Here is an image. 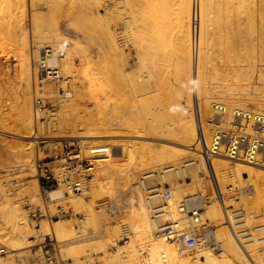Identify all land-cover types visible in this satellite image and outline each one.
Here are the masks:
<instances>
[{
	"label": "rangeland",
	"instance_id": "obj_1",
	"mask_svg": "<svg viewBox=\"0 0 264 264\" xmlns=\"http://www.w3.org/2000/svg\"><path fill=\"white\" fill-rule=\"evenodd\" d=\"M220 1L205 0L202 4V0H26V6L22 7L23 0H0V145L4 144L8 149L6 154L0 153L3 157V161L0 159V181L12 201L17 200L21 214L16 213L13 219H9L8 214L4 213L10 207L4 210L7 205L2 204L3 200L0 198V247L5 248V253L0 254V259L3 264H28V260L29 264H36L42 257L46 233L57 251L58 264L174 263L169 246L156 244V239L144 241L138 237L134 228L141 196L145 203L140 179L144 172L152 171L151 166L147 164L148 159L157 152V148L150 144H159L161 141L163 145H176L152 133L157 130L158 123L173 118L179 103H183L187 109H195L200 83L204 90L216 86L218 88L224 85L220 78L235 75L236 72L229 70L230 67L235 71L239 70L240 75H245V72L252 75L247 72L250 67L264 68V0ZM220 4L224 5V8ZM250 6L255 15L253 11L247 10H252ZM21 24L28 35V44L24 47ZM57 31L62 33L66 40H56ZM45 37H51L52 42L42 44ZM237 40L238 44L235 43ZM243 40L250 41L249 45L245 41L247 47ZM110 42L116 44L117 56H114ZM46 44L57 45L56 47L66 52L63 69L66 74L72 76V91L78 84L85 86L81 89L84 91H80L82 103L64 119L62 126L57 125L60 107L52 85H47L44 92L52 91L55 99L42 95V91L35 93L36 75L32 66V52L33 49ZM199 45L203 48V54L201 52L200 55ZM215 47L217 50L222 47V52L218 53L216 50V55ZM23 51L30 61V114L35 156L38 157L39 149L42 148H39L41 138L52 140L54 138L47 137L68 136L75 137L66 139L79 142L84 155L92 160L90 176L82 193L71 195V192L67 193L61 187L65 194L76 197V201L66 198L52 201L47 195L50 200L47 201L50 214L56 213L58 206L68 211L66 216L58 217L53 222L47 217L38 221L30 219L32 206L43 207V193L40 190L41 201L30 198V195L22 190L28 186L27 183L37 179V170L35 174L31 171H21L19 174L11 171L19 167L15 157L21 145L27 143L21 140L26 135L24 113L28 110L21 103L24 100L22 76L28 67ZM116 60L118 64H123L127 72H124V77L119 76L118 84L113 81L112 84L109 83L113 79L110 77L112 75H108V68ZM260 60H263L262 66L256 64ZM241 67L245 72L240 71ZM104 69H107V74ZM159 70L163 72L161 75H157ZM38 98L44 101L42 108L37 107L36 114L34 100ZM205 117L209 116L205 115L203 120ZM129 121L132 126L135 123L136 127L141 123L138 128H143L144 125L146 136L132 128ZM117 122L123 125L118 126ZM127 122L129 123L126 124ZM136 134L142 137H135ZM57 140L56 138L55 141ZM194 155L198 156L195 153ZM7 158L10 160L6 161ZM213 162L214 159L212 164ZM237 163L239 162L231 161L229 164L233 169ZM133 169L134 177L128 180L127 176ZM213 169L220 191L228 196L226 205L240 206L248 213L262 215L260 219L248 218L249 226L264 224L263 212L253 185L248 186L242 178L241 185L231 179L229 183H223L221 172H217L214 165ZM194 170L196 171L191 173H195L194 178L197 176V180L190 176V180L185 182L173 176L169 182L173 191V199L170 201V207L173 209L169 217L174 221H186L188 226L195 224L194 220L190 218V214L179 210L185 197L210 195L214 198V181L211 183L206 175H200L197 169ZM157 171L156 169L155 172ZM102 176L112 181L109 188L100 189L98 180ZM235 192L240 198L238 203L229 199L233 197L231 193ZM216 203L218 202L214 199L211 205H206L209 203L203 200V208L199 214L202 215L200 218L202 217L203 222L215 229L217 240L224 245V252L215 253L205 244L199 249L195 247L191 252H187L186 256L197 260L194 264H204L202 262L206 261L205 254L208 250L217 259H222L232 252L235 264H264V243L248 247L252 258L248 257L244 250L234 244L233 234L223 220L231 232L229 241L234 250L228 248L229 245L220 232L218 217L208 212ZM219 205L223 215V206ZM222 218L224 219V216ZM57 221L62 222L65 230H52V224ZM17 222L26 225L28 238L33 240L35 245L29 250L28 256L20 254L8 257V233ZM44 226H48L50 230L44 231ZM254 235L258 238L262 234L256 231ZM149 242L151 244H146ZM172 244L176 256L181 257L179 247L175 243ZM4 258L10 261L6 262Z\"/></svg>",
	"mask_w": 264,
	"mask_h": 264
},
{
	"label": "built area",
	"instance_id": "obj_2",
	"mask_svg": "<svg viewBox=\"0 0 264 264\" xmlns=\"http://www.w3.org/2000/svg\"><path fill=\"white\" fill-rule=\"evenodd\" d=\"M64 57V50L52 45H43L41 48L33 49L32 52L33 71L36 73L39 86L52 85L58 103L72 95V77L65 74L61 66ZM42 102L40 98L34 100L35 108H42ZM51 108L55 109V107ZM195 115L197 135L190 147L198 157L182 163V168L189 170L191 167H198L200 175H206L211 183L214 181L215 186L212 184V192L214 199L223 206L224 221L240 248L252 258L248 247L254 243L255 239H264V225L258 224L251 227L247 221L252 217L260 219L262 215L248 213L240 206L226 205L225 199L228 196L221 193L218 187L212 161L215 158H222L264 168V111L229 107L223 102H214L209 117L202 119L198 104L195 105ZM39 141V148H42L39 149L40 156L37 159V180L44 202L43 207L32 206L29 215L33 221H38L42 217L53 221L58 217L66 216L68 211L58 206L57 212L50 214L47 207L48 191L64 187L67 192L82 193L90 176L89 168L92 160L84 155L79 142L64 139L58 145L55 141L50 143L43 138ZM148 177L152 178L148 179ZM178 180L186 182L190 180V176L178 178ZM140 185L151 219L155 223L154 234L157 237L175 242L186 252H191L200 243L208 245L215 253L224 252V245L215 237L213 228L200 218L199 211L203 208V200L210 203L209 196L203 200L199 196L187 197L181 202L179 210L190 214V218L195 223L187 229L169 217V201L173 195L169 182H164L159 178V173L154 172V174L143 175ZM231 194L233 197L229 199L238 203L240 198L236 192ZM256 231L262 234L258 238L254 235ZM45 239L42 257L36 264H58V254L51 243V238ZM2 253H5L4 247H0V254Z\"/></svg>",
	"mask_w": 264,
	"mask_h": 264
},
{
	"label": "bare ground",
	"instance_id": "obj_3",
	"mask_svg": "<svg viewBox=\"0 0 264 264\" xmlns=\"http://www.w3.org/2000/svg\"><path fill=\"white\" fill-rule=\"evenodd\" d=\"M204 1L205 0H202V4L204 3ZM220 2L222 3V0ZM228 2L229 1H226V3H228ZM220 5H222V4H220ZM21 6L22 7L26 6V0H23V4H21ZM222 6L224 8V5H222ZM253 7H254V5H253ZM228 8H230V7H228ZM250 8L252 10H249V9H247V10L252 12L254 9L252 8V6H250ZM220 9L221 8H219V10ZM257 10H258V8H257ZM251 12L249 14L247 13L248 15L247 14L246 15L249 16L251 14ZM253 13H254L253 15H255L254 11H253ZM252 16H250V17H252ZM32 18H33V21H34V16ZM21 31H22L21 34H23V36H22V44H24L23 45V47H24V46H27V44H28V35L25 33V28L23 27V24H21ZM36 31H37V29H36ZM34 33H35V30H34ZM109 36H110V38L112 37L111 35H109ZM58 38L59 39H64L65 37H63L62 33L58 32L56 40H58ZM199 38L202 40L201 35H200ZM112 39H113V37H112ZM112 39H111V41H112ZM240 39H239V41H240ZM50 40H51V37H48V38L45 37L44 40L42 41L43 42L42 44H45L47 42H52ZM65 40H66V38H65ZM113 41H114V39H113ZM250 41H251V39H250ZM250 41H248V42L246 41L248 43L247 45H249ZM53 42L55 43V41H53ZM112 42H110L111 43L110 45L112 46V47L110 46L111 50H113L114 56H115V54L117 56V54H118L117 53L118 52L117 51V46H116V44H113L115 42H113V43ZM237 42H238V40L235 41L236 44L239 43V42L238 43ZM246 42H245L244 45H246ZM221 43H220V46H221ZM251 43H252V41H251ZM251 43H250V46H251ZM56 44H58V42H56ZM200 44H202V42H200ZM247 45H246V47H247ZM52 46L56 47L57 45H52ZM199 46L200 47L198 49V54L200 55L201 52L203 54V48L201 47V45H199ZM216 46H218V45H216ZM239 46L240 45H237V47H239ZM241 46H242V44H241ZM214 49H215L214 50V52H215L217 50V48L215 47ZM229 49H231V48H228V50ZM219 50H221V51H219ZM219 50H217L218 53L219 52L221 53L222 52V47ZM228 50L226 49V51H228ZM217 51L215 53L216 55H217ZM224 51H225V47H224ZM254 52L255 51L253 50V53ZM28 53H29V51H28ZM66 55L67 54L65 52V56ZM110 55L112 56L113 53L112 54L110 53ZM23 56H24V58H25V60H26V62L28 64V67H27V71L26 70L24 71L25 75L22 76L23 79H24V82L22 83L21 87H23L22 89L24 90V93H23L24 95H22L24 97V100H22L21 103H22V105L24 107H27L28 110H27L26 113H24L25 114L24 116L26 118V121H25L26 135L21 140L27 141V143H25L24 145H21L20 151H18V153H17V155L15 157L17 159L16 161L19 163V167L15 168V169L11 168L12 169L11 171H13V173H18V174L21 171H31V172H33L35 174L36 170H37L36 158L38 159V157H36L35 153H34L35 152L34 133H33L32 128H31L32 127L31 126L32 122H31V114H30V111H31L30 110V92H31L30 91V88H31L30 61H29V56L26 54L25 51H23ZM114 56L112 57L113 61H114V59H113ZM64 59H65V57L63 58V60ZM67 59H69V56H68ZM116 59H117V57H116ZM63 60L61 61L62 68H63ZM119 61L121 62L120 59H119ZM262 62H263V60H260V61L256 62V64L257 65L261 64L260 66H262L263 65ZM231 63H230V65H231ZM242 63H245V61H242ZM19 66H20V64H19ZM231 69H232V71H234V72H236L238 74L240 73L239 70L235 71L234 68L230 67L229 70H231ZM103 71L106 73L107 69L106 70L104 69ZM125 71H126V69L124 68L122 63L118 64L117 60L115 62H113V64L110 65L109 68H108V72L109 73L107 72L108 75H112L110 77L113 79L109 83H112V81H113L114 83L118 84V82H120V81H118V80H120L119 76H121V75L123 76ZM240 71L241 72H245V71L242 70V67H241ZM63 72H64V69H63ZM247 72L248 73L250 72L252 75H248L245 72V75H240V74L238 75V74L235 73V75H228L226 77L224 76L223 79L220 78L221 82H223L224 85L222 87H218V88L216 86V88L212 87V88H209L208 90H204L203 89V85L200 83L199 93H198V95H199L198 98L199 99H197L196 105L198 104V106H199V110H200L202 119H203V117L205 115L206 116H210V114H211L210 113L211 112V106H212V104L214 102H223L227 106H230L228 104H231L232 106H236V107L250 108V109H255V110H259V111H264V68L260 69V68H257V67H255V68L254 67H250V69L247 70ZM162 73L163 72H160V70H159L157 75H161ZM102 74H103V72H102ZM256 74H260V75H256ZM35 75H36V73H35ZM67 75H69V74H67ZM221 77H223V76H221ZM47 85H50V84H44L43 86H39L37 78H36L35 79V85H34V86H36L35 93H37L38 91L39 92L42 91V95H49V98L50 97L54 98L53 96H55V95H54V93L52 91H48V92L45 91L46 93L44 92V90L47 87ZM84 87H82L80 84H78L76 86V88L74 89V91L71 90L72 91L71 97L68 98V99H65V100H63L62 102L59 103V107L60 108L58 110V113H60V115H59L60 117L58 116V118H57L58 119L57 120V125L58 126H62L64 119H66L71 114L72 110L77 109L80 106V104L82 103L81 98H80V95H81L80 91H84V90H81ZM109 87H110V85H109ZM18 88H19V86H18ZM50 89H51V87H50ZM45 97H47V96H45ZM200 97L202 98L201 100H200ZM56 102H57V100H56ZM54 103H55V101H54ZM160 107H162V106H160ZM37 110L38 109L36 108V114L38 113ZM159 111H157V112H159ZM194 113H195V109H187V108H185V106H183V103H179L176 106V108H175V115L173 116L172 119H170L169 121H165V122H161V123L157 124L158 128H157L156 131H154L152 133V135H157V137H160V139L164 138V140H166V141H168L170 143H174L176 145L175 146H172V144H171V146H167L168 144L163 145L161 143V141H159V142L157 141L159 144H157V143L153 144L154 142L152 144H150V145H152V146L157 148V152L154 155H152L151 157H149V159H148V163L147 164L149 166H151L152 171H148V172L146 171L142 175H145V174H148V173L154 174V172L157 169L158 170L157 172L159 173V178L161 180H163L164 182H166V181L170 182V180L172 179L171 177H173V176H175L177 178H182V177L184 178V177H187V176H191L193 180H197V176H195V178H194V174L195 173L193 175H192V173L196 171V170L193 171V169H197L199 171L198 167H195L192 170L191 169L187 170V168H182V163H184L187 160H191V159L196 158V156L194 155V152L191 150L192 148L190 147L194 143V141L196 139V135H197V121H196V115L194 116ZM129 116H131V115H129ZM120 122H117L116 124L118 126H122L123 124L120 123ZM129 122H127L126 124H128ZM123 123H125V122H123ZM137 124H139V123H137ZM139 125H137V126L139 127ZM130 126H132V123H131ZM133 127L135 129H137L140 134H143V135L146 136V134L144 132H147V131L144 130L145 129L144 125H143V128L141 127L142 128L141 129V128L136 127V124L133 123L132 128ZM135 137L139 138V137H142V136L136 134ZM47 138H54V139H52L54 141L57 138L58 140L55 141V142L60 143L61 139H63V138L66 139V138H75V137H68L67 136V137L58 138V137H54V136H49ZM165 138H167V139H165ZM52 140H47V141H50V143H52L51 142ZM1 150L4 151V152H0V153H5V151L8 152V149H7L6 145H4V144L0 145V151ZM38 156H40V153H38ZM2 158L3 157H1L0 159L2 160ZM186 158H188V159H186ZM9 160L7 158L6 161H9ZM12 162H11V164H12ZM230 162H228V160H226V159L222 160V158H215L214 162H213V165L217 169V172H219V171L221 172V179H222L223 183H225V182L229 183V179H231L233 182L237 181L241 185L240 178H242L243 181L245 180V182L247 183L248 186L253 185V187H254L257 195H258L259 205H260V208L262 209V212H263V217L262 218H263V221H264V168L256 167V166H253V165H249V164H246V163L239 162V163L236 164L237 166L233 165L234 168L232 169V166L229 164ZM7 163H9V162H7ZM138 169H140V168H138ZM175 169H178V170H175ZM7 170H9V169H7ZM205 171H207L206 168H205ZM13 173H11L10 175H12ZM134 173H135V170L133 169L131 171V173L128 174V176L126 175L128 180H129V178L134 177ZM10 175H9V177H11ZM196 175H197V173H196ZM1 176H2V174L0 175V177ZM7 178H8V176H7ZM151 178L152 177H148V179H151ZM98 181H99L98 183L101 186L100 189L109 188L112 185V181L109 180L108 178H106V176L105 177H103V176L100 177V180H98ZM149 181H151V180H149ZM27 184H28V186L25 185L26 186L25 189L22 187L23 188L22 192H25L26 194H29L30 195L29 197L32 198V199H36V200H40L41 199V201H42V196H41V193H40V188H39V184H38L37 179L35 178L33 180V182H30V183H27ZM224 186H225V184H224ZM4 188L5 187H4L3 183L0 181V198L3 200L2 204L4 203L5 205H7L6 208H3V209L6 210L7 207H10V209L8 211H6V213H4V214L5 215L8 214V218L9 219H13L14 216H16L15 214L20 212V207L18 206V204H16L17 200L16 201H12V198L10 197V195H8V193H6ZM62 188H64V187H62ZM62 188L58 187V188L51 189L50 191H48V193H47L48 198L50 200H52V201L53 200L58 201V200L65 199V198L66 199H71L73 201H76L75 200L76 197H74V196L72 197V196H70L68 194H65ZM69 192H67V193H69ZM72 193L73 192H71V195H72ZM172 193H173V191H172ZM175 194L177 195V192ZM190 196H192V195L186 196L185 198L190 197ZM198 196L200 197V195H198ZM207 196L210 197L211 201H210L209 204H206V205H211V203L214 201V198H212L210 195L201 196L200 198L203 200ZM141 197L139 198L140 206L138 207V210L136 211L137 219L135 221L136 224L134 225L135 226L134 227L135 230L138 232L137 233L138 237L142 238L144 241H147V242L150 241L151 239H156V244H159V245L165 244V245L169 246V248L172 250V254H173V257H174V261H173L174 263L173 264H194L195 261H197V260H193V258L187 257L186 256L187 252L182 250L181 246L177 245L175 242H173L171 240H166V239L157 237L154 234L155 223L151 219L150 211L148 210V207L146 206V204L143 203V200H142L143 198H141ZM172 199H173V195H172ZM172 199L170 201H172ZM170 201H169V210H170V214H171L173 208L171 209V207H170ZM225 201H226V199H225ZM218 205H219L218 203L213 205L210 209H208V212H210L214 216L218 217L219 223L221 225L220 226V228H221L220 232H221L222 237L224 238L225 242L229 245L228 248H230L231 246H230L229 238H230L231 232L227 228L226 224L223 221L224 220L222 218L223 217V215H222L223 211H222V208L219 207L220 205L219 206ZM19 218H21V217H19ZM177 222H179L180 225H183V228H187V229L190 228L189 227L190 225L188 226L187 225L188 223L186 221H182V220L178 219ZM11 228L12 229L8 233L9 237H8L7 241H9L8 242L9 243V245H8L9 250H7V252H6L7 256L8 257L9 256L12 257V255H17L18 256L20 254L28 256L29 250L31 248H33L35 243H34L33 240H30L28 238L29 237L28 234H27L28 233V229H27L26 225L25 226L24 225H20V223L18 224V222H17V224L13 225ZM51 228H52V230L54 232H59V231H62L63 229L65 230L64 225L60 221L54 222L52 224ZM49 230H50V228L48 226H44V231H49ZM213 232H214L215 237L217 238L215 229H213ZM45 235L48 237L49 234L46 233ZM232 238H233L234 244L238 248H240V246L238 245V243L234 239L233 235H232ZM172 243H175L179 247L178 252H179V255L181 257L176 256V252L174 250V247H173ZM259 243H264V239H259V240L255 239L254 243H251L252 245H249V247H251L253 245H257ZM146 244H151V242L146 243ZM201 245H205V244L200 243L197 246V248L199 249L201 247ZM232 246H233V244H232ZM231 249H233V248L231 247ZM250 249H252V248H250ZM230 251H228V252H230ZM231 253H229V255L227 254L226 256H223L222 259H217L208 250V252H206V254H205L206 255V261L202 262V263H204V264H235L236 262L234 263V260H233V258H234L233 255L234 254H231ZM253 253H255V252H253ZM257 253H258V251L255 254H257ZM0 258H2V257H0ZM6 258H4V260L6 262H8L9 259L7 260ZM1 260L2 259H0V264L3 261V260L2 261ZM29 261L30 260H28L26 262L29 264L30 263ZM259 263H261V262L259 261ZM2 264H3V262H2ZM4 264H7V263L4 262Z\"/></svg>",
	"mask_w": 264,
	"mask_h": 264
}]
</instances>
